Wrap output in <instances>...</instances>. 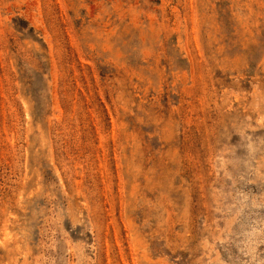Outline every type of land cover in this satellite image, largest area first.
I'll list each match as a JSON object with an SVG mask.
<instances>
[{"label": "rangeland", "instance_id": "obj_1", "mask_svg": "<svg viewBox=\"0 0 264 264\" xmlns=\"http://www.w3.org/2000/svg\"><path fill=\"white\" fill-rule=\"evenodd\" d=\"M0 264H264V0H0Z\"/></svg>", "mask_w": 264, "mask_h": 264}]
</instances>
